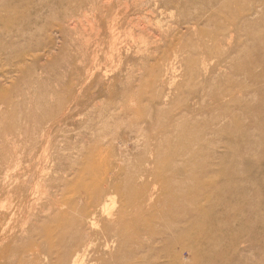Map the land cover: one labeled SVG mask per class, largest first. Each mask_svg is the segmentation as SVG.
I'll return each instance as SVG.
<instances>
[{
	"label": "rangeland",
	"instance_id": "obj_1",
	"mask_svg": "<svg viewBox=\"0 0 264 264\" xmlns=\"http://www.w3.org/2000/svg\"><path fill=\"white\" fill-rule=\"evenodd\" d=\"M0 16V264L264 261V0H0ZM198 207L223 240L177 233Z\"/></svg>",
	"mask_w": 264,
	"mask_h": 264
},
{
	"label": "bare ground",
	"instance_id": "obj_2",
	"mask_svg": "<svg viewBox=\"0 0 264 264\" xmlns=\"http://www.w3.org/2000/svg\"><path fill=\"white\" fill-rule=\"evenodd\" d=\"M1 17V16H0ZM73 23V22H72ZM72 23L70 24V25H72ZM81 23V22H80ZM33 63V62H32ZM260 111V113H259V115H260V117L262 118V116H263V111H264V108H260L259 109ZM260 118V119H261ZM259 119V120H260ZM260 124V123H259ZM239 134H241L242 135V133L240 132ZM49 142V141H48ZM12 149V148H11ZM260 151H258V153H259ZM235 152H233V154H232V156L231 155H229V156H226L227 157V160H229V162H230V164L232 165V168L229 170V172L231 173V174H234L235 176H236V174H237V178L239 179V180H242V176L240 175V173H237L236 171L237 170H239V169H236L235 170V167H236V165L237 166H241V167H243L244 169H248V166H247V164L245 163V161H244V158H245V155L244 154H238V155H236V154H234ZM17 155V154H16ZM240 155V156H239ZM244 155V158H242L241 156H243ZM255 155V154H254ZM31 156V155H30ZM32 157V156H31ZM18 158V157H17ZM258 158H260V159H262L263 160V164H264V152H263V154H262V156H258ZM258 158H256V159H258ZM235 159H237V160H239L238 161V163H235V162H233ZM19 164V163H18ZM159 164H160V162H159ZM15 166V165H14ZM161 167V166H160ZM233 167H234V169H233ZM14 168V167H13ZM237 168V167H236ZM240 168V167H239ZM242 169V168H241ZM224 170V172H226V170L225 169H223ZM9 171V170H8ZM13 171V170H12ZM97 172L98 171V168L97 167H94L93 169H92V171L91 172ZM8 173V172H7ZM43 173V172H42ZM198 179H200V178H198ZM109 183H111V182H109ZM196 186L198 187L199 186V183H197L196 184ZM112 187V186H111ZM36 188V187H35ZM118 187L116 186V185H114L113 186V189H116V190H118L117 189ZM105 189H109V187H107V188H101V187H99V195H98V197L96 198V199H91L90 198V200H89V203L90 204H88L89 205V207H93V208H96V207H98L99 206V203H100V201H101V199L104 197V196H106V195H110V193H112V191L111 192H109V193H107L106 191H105ZM191 191V190H190ZM188 192V191H187ZM186 192V193H187ZM124 197H125V200H126V203H125V205H122V207H123V211L124 210H126V207L127 206H129V207H132V209L134 210V213H135V211L136 210H138V209H140V204H139V202H138V200H136L135 201V199L132 197V198H130V197H127V194L126 193H124V192H122L121 193ZM199 196H200V194H198V193H195L194 191H191V193H189V195H186V196H184V198H177L176 199V201H178V203L179 202H183V203H186V204H195L196 203V201L199 199ZM102 197V198H101ZM230 198H231V200L233 201V205H232V210L234 211L233 212V214H234V216H236L237 215V212H240V211H242V208H243V206H244V200H243V198L237 193V192H233L231 195H230ZM112 201H113V199H111ZM3 202V201H2ZM1 202V203H2ZM115 203V202H114ZM129 204H131V205H129ZM105 205V204H104ZM113 205V204H112ZM235 205V206H234ZM198 206V205H197ZM104 209V208H103ZM222 213V212H221ZM120 215H122V214H120ZM212 216H213V211H212V209H209V208H205V207H198V216L197 217H193V218H191V220H190V225L188 226V227H186V228H184L183 226L181 227V226H178L175 230L177 231V233L180 235V231H181V229L183 230V231H181L182 233H188V232H193L194 233V236H201V237H199V238H210V237H212V239L214 240V239H216L217 241H221V240H223L225 237H226V229H227V226L225 225V224H221V223H217V222H215L214 220H213V218H212ZM122 217L120 216L119 218L118 217H116V219H114L117 223H118V225L120 226L119 228H117V230H120V229H122L121 227H123L124 225H125V222L121 219ZM201 220H204L205 221V223L202 225V226H200V225H198L199 224V222L201 221ZM245 220V219H244ZM243 220V221H244ZM93 221V220H92ZM188 223H189V221H188ZM241 223V222H240ZM91 224H92V222H91ZM129 226H130V223H128V228H124V231L125 232H127V235H126V238L127 237H131V231H132V229H129ZM93 227V226H92ZM22 229V228H21ZM245 229H246V227H244L243 225H242V231L244 232L245 231ZM105 230H107V228H106V226H105ZM108 231V230H107ZM109 231H111L110 230V227H109ZM175 231V232H176ZM185 231V232H184ZM46 235L47 236H49V232H47L46 233ZM175 240L177 241V242H180L179 240H181V239H178V238H176L175 236H169V237H165L164 238V244H165V247H164V251L166 250L165 248L166 247H168L171 243H175ZM201 241V240H200ZM72 249H74V248H72ZM71 249V250H72ZM199 249H200V246H199V244H194L193 245V250L195 251V252H197V251H199ZM84 249H82V252H81V255L82 254H84ZM164 258H165V260L163 261V262H161V263H159V264H180V262H179V259H178V256L176 257L175 256V254H172L171 256L168 254V253H165L164 255ZM78 257H79V255L78 254H76L75 255V258H73L71 261H70V263L69 264H77V261H78ZM55 263V262H54ZM54 263H52V264H54ZM259 264H264V261H261Z\"/></svg>",
	"mask_w": 264,
	"mask_h": 264
}]
</instances>
